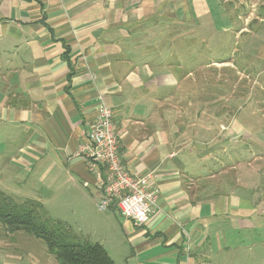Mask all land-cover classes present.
<instances>
[{
    "label": "crops",
    "instance_id": "0c3cea01",
    "mask_svg": "<svg viewBox=\"0 0 264 264\" xmlns=\"http://www.w3.org/2000/svg\"><path fill=\"white\" fill-rule=\"evenodd\" d=\"M206 1L192 0L195 14H210ZM188 4L0 0V189L97 204L99 184L76 152L104 103L127 170L151 173L159 193L158 212L144 225L118 212L124 264H218L223 221L254 229L264 206L250 183L264 140L234 115L225 126L227 110L210 91L196 93ZM261 23L237 33L241 50L258 59Z\"/></svg>",
    "mask_w": 264,
    "mask_h": 264
},
{
    "label": "rangeland",
    "instance_id": "374dc122",
    "mask_svg": "<svg viewBox=\"0 0 264 264\" xmlns=\"http://www.w3.org/2000/svg\"><path fill=\"white\" fill-rule=\"evenodd\" d=\"M186 1L189 2L193 23H188L186 18L184 28L188 29L190 26L191 31H196L194 75L198 82L194 86L197 95H202L204 91L207 95L210 91L213 103L217 102V106L227 110L223 123L225 126L234 115L238 125L249 129L250 133L253 130L254 134H260L262 142L264 59H258L255 53L246 55L241 50L243 40L237 37V33L242 28L252 30L258 27L261 23L259 18L264 15V0H207V9L208 12L211 11V15L207 12L195 14L192 0ZM184 11L183 9L179 12L180 16L186 15ZM261 27L264 30V22ZM180 46L183 48L182 44ZM190 60H193L192 54ZM202 77H211V82L203 83L200 80ZM257 162L254 166L257 172L250 183L257 189V198L264 199V160ZM10 190L6 192L16 201L34 199L43 202L46 204H43L45 210L53 219L65 222L76 234L100 243L108 250L116 264H124L121 255L127 245L118 211L103 212L96 203L79 204L76 197L69 195H45L41 191V196L35 197L28 195L27 192L31 190H16L13 191L14 195ZM243 195L248 196L247 192ZM65 200L70 201L63 202ZM233 220L225 219L223 227L226 232H221L219 238L216 237V245L224 247L217 255L218 264H264V206L259 205L252 217V221L256 223L254 229L235 225V228L231 229ZM52 262L59 264L55 257L47 252L42 240L24 232L9 234L0 225V264Z\"/></svg>",
    "mask_w": 264,
    "mask_h": 264
},
{
    "label": "built area",
    "instance_id": "2783aa9c",
    "mask_svg": "<svg viewBox=\"0 0 264 264\" xmlns=\"http://www.w3.org/2000/svg\"><path fill=\"white\" fill-rule=\"evenodd\" d=\"M36 1L45 3L48 0ZM76 157L86 162L99 184L97 207L100 211L116 210L137 225L146 224L158 212L159 193L152 183V174L129 173L119 153L113 111L104 103Z\"/></svg>",
    "mask_w": 264,
    "mask_h": 264
},
{
    "label": "trees",
    "instance_id": "16d2710c",
    "mask_svg": "<svg viewBox=\"0 0 264 264\" xmlns=\"http://www.w3.org/2000/svg\"><path fill=\"white\" fill-rule=\"evenodd\" d=\"M0 225L9 234L24 232L42 240L59 264H116L103 245L53 219L40 201H16L1 189Z\"/></svg>",
    "mask_w": 264,
    "mask_h": 264
}]
</instances>
